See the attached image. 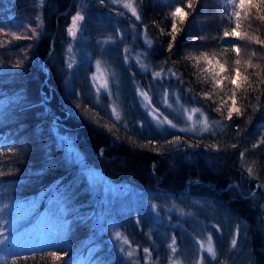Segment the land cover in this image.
<instances>
[{
	"label": "trees",
	"instance_id": "obj_1",
	"mask_svg": "<svg viewBox=\"0 0 264 264\" xmlns=\"http://www.w3.org/2000/svg\"><path fill=\"white\" fill-rule=\"evenodd\" d=\"M96 2L99 0H45L38 14L37 0H0V29L25 35L36 25L40 32L26 49H23L24 40L17 41L14 48L7 47L11 43L0 47V113L6 114L0 121V161L3 162L0 172L4 173L0 175V232L6 240L10 233L20 236L7 250L1 264H12L17 256L28 257L26 261L18 260L17 264H52L50 251L63 257L56 264H167L166 250L171 238L175 237L177 250H181L192 248L191 239L200 237L188 234L189 238L179 229L155 222L149 203L160 204L164 200L197 209L195 213L202 231L211 224L218 256L215 264H264V187H261L264 185V144L252 147L264 137V106L259 111L248 107L244 116L234 115L231 121L223 119L212 110L216 105L197 95L209 90L211 85L198 81L196 69L192 67L194 61L185 59L190 54L219 50L221 62L227 61L231 66L234 53H227L229 58L223 57L226 41L219 39L225 28L234 26L227 20L231 6L225 8V0H198L194 9L185 8L190 14L178 25L181 31L176 34L171 52L168 44L172 41L167 35L171 31L170 13L177 6L184 7L187 0L183 3L136 0L141 20L133 24L135 27L127 20H120L124 22L120 25L125 32L123 44L129 46L133 40L134 53L144 56L154 68H163L165 72L168 68L174 69L184 81L180 83L169 76L157 81L159 88L178 89L182 103L201 109L210 122H219L212 132L197 136L179 132L165 135L144 121L132 126L130 117L138 104L132 87L125 100L127 110L119 122L92 106L84 94L85 67L79 65L69 73L65 68L64 47L68 40L66 29L78 4L84 5L86 27L94 31L96 15L116 14L112 6L97 9ZM145 26L147 37L153 42L151 49L142 41ZM162 28L165 34H161ZM246 30L264 39V24L259 21L253 20L252 27ZM93 34L85 38L91 40ZM4 37L0 35V41ZM236 43L243 50L256 45L248 41ZM255 51L258 55L253 63L264 66V48L257 47ZM17 62L21 67H15ZM66 77L72 79L71 88L70 82L65 85ZM146 79L149 77H143L142 73L133 74L137 83L134 87L150 93L154 86H147ZM224 87L227 90L231 86L225 83ZM189 88L193 90L191 93ZM255 95L250 96L253 104ZM260 103L264 105V97ZM87 106L91 111L85 112ZM112 124L116 127H111ZM59 133L72 135L86 162L112 183L138 189L135 202L128 199L126 203L112 206L96 200L92 186L64 150ZM176 136L187 143L169 145L168 141ZM198 142L199 147H189ZM213 144L219 150L208 147ZM232 144L237 147H231ZM241 152L245 153L243 160ZM248 167L253 169L252 176L247 172ZM56 190L62 192L58 194ZM40 195L43 197L37 210L24 219L22 216L29 213L30 204ZM40 212H45L51 223L44 224L40 237L33 238L35 234L30 233L26 243L24 232L28 226L42 221ZM109 225L131 247L123 242L120 245ZM201 227L196 229L200 231ZM205 234L212 233L205 230ZM234 236L237 245L233 248ZM145 246L151 253L147 259L143 254ZM131 250L134 254L128 257L126 252Z\"/></svg>",
	"mask_w": 264,
	"mask_h": 264
},
{
	"label": "rangeland",
	"instance_id": "obj_2",
	"mask_svg": "<svg viewBox=\"0 0 264 264\" xmlns=\"http://www.w3.org/2000/svg\"><path fill=\"white\" fill-rule=\"evenodd\" d=\"M44 1L45 0H37V4L39 5L38 6L39 9L37 8L38 14L41 12L40 7L43 5ZM208 3L209 1H207L206 5ZM94 4H95L94 6L97 9L102 8L104 6H109V7L112 6L114 7L116 14L108 13L106 15L104 14L100 15L99 13L98 15H96L95 19L97 23V28L95 31L88 29L86 27L85 19H84V21L78 23L79 30L77 31L76 37L73 38L68 32V29L72 26V19L77 12H80L83 15L85 9L83 3L80 4V6L78 4L76 6V13L70 19L69 26L66 29L68 40L65 44L64 49H65V68L67 71H69V73H71L72 70L76 69L79 65L85 67L84 80H85L86 92H84V94L85 96L86 94L88 95V98L90 99L93 107L97 106L96 108H98L99 110L96 111L106 114L108 118H112L115 120V118L110 115L111 107L109 106L110 104L114 103L118 107V111L120 112L121 115V120H123V114L126 112L125 110H127L126 107L127 105L125 103L126 96H128V94L130 93L129 88L132 87L133 95L135 97V100L138 102L136 110H134V113L130 117L132 126L134 124L140 125L141 121H144L145 123L150 124L151 128L158 129L162 131L165 135L167 134L171 135L174 132H179L182 134L197 135V136L210 133L212 132V130L216 128V126L217 127L219 126L218 124L213 123L211 131L203 132L201 126V121L203 119V116H201L199 112L192 113L191 110L196 108L182 103L180 91L173 87L169 89L164 88L162 90L159 88L158 85L159 83L157 81H160L162 79H168L169 75H164L163 78L153 79L152 73L155 71H160L159 70L160 68L158 67L154 68L152 64L147 62L144 56H141L133 52V48L135 44L133 40L130 41L129 46H126L125 45L126 43L123 44L125 32L124 30H122L120 26L124 23L122 21L127 20L131 25L139 22L135 19V17L131 15V12H129L127 9H124L120 5L112 4L111 0H105L104 5H101L99 2H96ZM206 5L204 4L205 11H206ZM207 8L209 7L207 6ZM117 12H123L124 15H117ZM83 16L85 17V15ZM104 19H106L107 21H105ZM102 20L104 21L101 22ZM34 27H36V25ZM38 33L40 34L39 31ZM92 33L94 34L93 37H90L91 40H87L85 38V35L90 36ZM25 35L31 36V32L27 31ZM7 38H10L11 41L10 43L13 45L5 44V46L10 45L7 47L14 48L17 45V44L15 45L17 41L11 40V36H7ZM7 38L4 37L3 41L8 40ZM142 38H143L142 41L145 43L144 35L142 36ZM22 40H24L26 43L24 44L23 49L28 48V46L26 45L29 43L31 44V42L34 41V39H22ZM105 41H109V42L105 43ZM257 47L259 46L249 45L245 47L243 50V55L245 56V58H247L251 50H255V48ZM69 48H71V52H69ZM218 51L219 50H217V52ZM138 55L140 56L142 64H146L148 66L147 71L142 67L141 63H137ZM221 55L223 57L229 58V55L225 53H221ZM125 57H127V60H125ZM97 61H100L101 63L100 71L106 70L108 74L109 87L112 91L111 97H108L103 90H101L99 97H97L96 95V89L93 87V76L98 74ZM69 62H71L72 64L71 68L68 67ZM134 73L137 74L142 73L143 77H149L148 81L147 79L145 80L147 86L149 85L154 86L153 91L149 90L150 93H148V95L151 97L152 106L157 108L159 113L162 114L159 117V119L153 118V115L150 114V110L146 107L145 101L139 96L137 89H140V87L139 88L137 86L134 87V83H136V81L133 80ZM146 73H149V76H147ZM69 78L66 77L65 85L68 84L66 82H70L69 85L71 88L72 79ZM66 88L68 87L66 86ZM165 90H167V92L169 93V103L172 105L171 108L166 107L164 104L163 94ZM177 98H179V102H177ZM185 109L189 110L187 114L192 115L191 121L187 120L186 118L187 114L184 111ZM5 116H6L5 112L0 113V121L5 119ZM126 116L129 117V115ZM164 117H167L169 120H172V122L175 123L177 127L171 128L167 124H161L159 121L162 120ZM191 127H195L197 131L181 132L178 130L180 128H191ZM202 132L203 134H201ZM58 137L64 150L70 157L69 159L72 160L78 166L79 170L85 177V181H87L92 186V193L94 194L96 200L107 202L112 206H115L116 203L120 205V202L126 203L128 199H131L133 202H135L134 200L136 199L139 193L138 189H135L130 185L112 183L103 175V173L99 169L94 168L92 165L87 163L81 152L75 146L73 137L69 133L67 134L59 133ZM0 163L3 162L0 161ZM60 190H56V192L60 194L62 192ZM42 197L43 196L40 195L36 198L35 201H32V203L30 204L31 208H29L30 209L29 213L25 216H22L24 219H28L29 217L28 215L33 214V211L37 210V206L40 202L39 200ZM51 201L53 200H50V202ZM159 203L160 204L149 203V211L153 215V219L155 220L156 223L162 224L164 226H168L171 229L174 228L179 229L180 231H183L182 233L184 235L187 234L189 238L190 236L188 234H199L197 236L200 237L197 239L194 238L191 239L193 241V244L191 243L192 248L187 247L185 249L183 248L181 250H177V253L175 255L172 254L171 249L168 247V249L166 250L168 254L167 264H171V260H176L178 264H197V262L200 260L201 257L204 258V264H215L218 256L215 249L216 245H214L213 242L214 240L213 233L215 230H213V228L210 226L211 224H207L205 229L202 231V227H201L202 224L200 223L198 217L196 216L197 214L195 213L198 211L197 209H194L192 206H187L186 208H184L183 206L169 200H164ZM13 211L17 212L14 209ZM39 215H41L40 219L42 221L36 222L35 224L37 225H33L31 227L28 226L27 227L28 230L26 229L27 231L25 230L24 232L25 234L24 238L26 243L30 239V233L35 234L33 235V238H37V236L40 237L42 231L45 229L44 224L51 223L50 218L46 217L45 212H40ZM22 217L19 215V218ZM201 222L205 225L204 221L201 220ZM184 226H186L187 228H183ZM197 226L201 227L200 231L196 229ZM108 227L112 228L111 234L112 236H114L115 239L117 234L115 227L113 225H109ZM205 230L211 232L212 234L210 235L205 234ZM16 237H20V236L10 233L6 235V238H8V240L0 237V240L4 241L3 243H0V264L2 263V260L4 259L7 250L10 247H12L15 242L17 243V241L19 240V238ZM123 240L124 238L121 237V239L118 240V243L121 245L122 244L121 242H123ZM171 240L172 238L170 239V243ZM198 241L204 243L205 248L211 246L215 250L216 252L215 260H212L206 252L201 251ZM145 248H149V247L145 246L143 249ZM143 254L145 256L144 251ZM147 258L145 257V259Z\"/></svg>",
	"mask_w": 264,
	"mask_h": 264
},
{
	"label": "snow or ice",
	"instance_id": "obj_3",
	"mask_svg": "<svg viewBox=\"0 0 264 264\" xmlns=\"http://www.w3.org/2000/svg\"><path fill=\"white\" fill-rule=\"evenodd\" d=\"M183 3V0H180ZM198 0H187V3L184 7L177 6L175 9L170 13L171 16V31L167 33L171 37V41L168 44V51L171 52L173 43L176 39V34L181 31V28L178 25H182L188 15L189 12L185 11L187 9H194L195 4ZM101 5L105 4V0H99ZM112 4L120 5L124 9H127L131 12V15L135 17L137 21L141 20V16L137 11L136 7V0H111ZM231 6L232 10L227 15V20L231 26L230 28H225L223 31V35L219 37L221 41H226L224 46L222 47L223 53L227 54L229 52L234 53V58L232 59L231 66H229L227 61L221 62L220 58L218 57L217 53H209L206 51L200 52L197 54H190L189 56L185 57L190 61H194L192 67L196 69V75L198 81L204 84H210L211 87L207 91H201L197 93L204 100L211 101L212 104L216 105L212 110L219 113L223 119L231 121L233 116L241 117L245 115L248 107L253 108L255 111H259L260 108L264 105H261V97H264V66L260 63H253V58L258 55L257 51H252L248 54L247 58L243 55V48L240 44L236 43V41H248L249 43L259 45L260 48H264V39H261L259 35L255 32H249L246 29L252 27V21L257 20L260 23L264 24V0H225V8L227 6ZM255 13V14H254ZM117 15H124L123 12H117ZM39 21V18H37ZM85 17L80 13L77 12L76 15L72 19V26L68 29L69 34L75 38L78 28V23L84 21ZM223 19V17H222ZM39 26V23L37 27ZM135 27V25H133ZM31 32V36L27 35H18L15 32L7 33L4 32L3 29H0V35L5 37L11 36V40H22V39H35L38 37L39 33L36 27L28 29ZM258 31V30H257ZM145 37V44L148 49L153 47L152 40L148 39L147 37V27L145 26L144 32L142 33ZM161 34H165V30L161 29ZM197 39L203 40L204 37H198ZM10 40L0 41V47H4L5 44L10 43ZM109 41H105L108 43ZM127 51V50H126ZM69 52H71V48H69ZM127 60V57H125ZM137 63H141L140 56H137ZM166 63V61H165ZM203 64V66H202ZM15 67H21L19 62L16 63ZM68 67L71 68L72 64L69 62ZM142 67L147 71L148 66L146 64H142ZM97 69L98 74L93 76V87L96 89L97 97L100 96L101 90H103L108 97L112 96V91L109 87V80L108 74L106 70H101V63L97 61ZM252 71H249V70ZM164 75H169L171 77H175L177 81L180 83H184L181 76L177 74V72L172 69L168 68L165 72V69L161 68L160 71H155L152 73L153 79L163 78ZM255 77V79H253ZM98 82V83H97ZM225 83L230 85L227 90H225ZM191 93L193 90L191 88L188 89ZM139 96L145 101L146 107L150 110V114L153 115L154 119H159L162 115L159 113L158 109L152 106L151 97L148 95L147 91L142 89H137ZM252 94L255 95L256 103H252V99L250 96ZM213 97H217V99H213ZM239 100H243L246 103H239ZM163 101L166 107L171 108L172 105L169 103V93L165 90L163 94ZM177 102H179V98H177ZM77 108L81 105L78 102ZM111 107L110 115L115 118V121L119 122L121 120L120 112L118 111V107L113 103L109 105ZM85 112L91 111V109L85 107ZM185 113L187 114L189 110L185 109ZM192 113L199 112L203 119L201 121V126L203 132H208L212 130V124L216 123L219 124L218 121H209L207 115L203 113V111L199 108L192 109ZM99 117L100 114L97 113ZM103 119V117H100ZM186 118L188 121L192 120V115L187 114ZM249 117V122H250ZM161 124H167L171 128H176L177 125L169 120L167 117H164L162 120L159 121ZM104 127H109L108 124H105ZM111 127H116V124H112ZM126 127V125H125ZM181 132L184 131H191L196 132L197 129L195 127L191 128H180L178 129ZM239 131V128H237ZM203 132L201 134H203ZM187 143V141H182L181 137L176 136L173 140L168 141L169 145H177L180 143ZM154 148L156 145L152 144V141L148 142ZM261 144H264V137H261L260 140L252 145L253 149L259 147ZM189 147H199V142L195 145H189ZM214 150H219L216 145H209ZM231 147L236 148V144H232ZM8 152L11 153L12 149L9 148ZM245 156L244 152L240 153V158L243 160ZM247 172L249 176H252L253 169L252 167H248ZM0 175H4L3 172H0ZM264 187V185H261ZM239 233H236L238 236ZM4 233L0 232V237H3ZM116 238L119 240L121 239V235L119 233L116 234ZM210 239V238H209ZM3 240H0V243H3ZM123 243L129 244L131 247L130 242L125 238ZM200 249L203 252H206L212 260L216 259V252L215 250L209 246L205 248L204 243L199 242ZM232 247H236L237 239L234 238L231 240ZM171 249L173 255L177 253L176 247V239L175 237L172 238L171 243L168 245ZM121 251H126L125 249H121ZM145 253V257H150L151 253L148 248L143 249ZM128 257H132L134 254V250L126 252ZM48 256L51 258L52 264H56V262L63 260V257L59 255L56 251L48 252ZM27 260L28 257L24 256H17L16 259L12 260V264H17L18 260ZM33 259H43V257H33ZM171 264H178L176 260H171ZM197 264H204V258L201 257Z\"/></svg>",
	"mask_w": 264,
	"mask_h": 264
},
{
	"label": "bare ground",
	"instance_id": "obj_4",
	"mask_svg": "<svg viewBox=\"0 0 264 264\" xmlns=\"http://www.w3.org/2000/svg\"><path fill=\"white\" fill-rule=\"evenodd\" d=\"M45 2V1H44Z\"/></svg>",
	"mask_w": 264,
	"mask_h": 264
}]
</instances>
